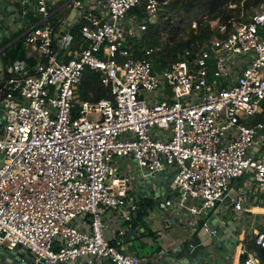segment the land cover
Listing matches in <instances>:
<instances>
[{"label":"built area","instance_id":"built-area-1","mask_svg":"<svg viewBox=\"0 0 264 264\" xmlns=\"http://www.w3.org/2000/svg\"><path fill=\"white\" fill-rule=\"evenodd\" d=\"M168 2L66 0L80 23L70 52L75 36L53 28L48 0H17L24 42L41 61L28 70L16 60L0 78V247L22 249L31 264H145L105 235V212L129 220L137 211L119 171L126 159L148 175L174 167L168 189L177 198L162 207L190 215L229 199L235 212H248L228 195L238 178L264 195V117L251 122L264 105V0L247 22L243 11L212 22L219 36L153 71V51L138 58L132 48ZM85 69L107 97L77 100ZM250 240L239 264H264V223Z\"/></svg>","mask_w":264,"mask_h":264},{"label":"crops","instance_id":"crops-1","mask_svg":"<svg viewBox=\"0 0 264 264\" xmlns=\"http://www.w3.org/2000/svg\"><path fill=\"white\" fill-rule=\"evenodd\" d=\"M66 7V0H48L49 21L56 30L74 34L75 40L69 49L74 52L78 50L80 23L76 24L75 12L71 19H66ZM16 9L17 0H0V78L6 76V69L14 62L6 61V50L24 37L22 31L28 24ZM35 20V16L31 17L30 23ZM23 44L24 57L18 60L24 61L31 70L41 58L32 46ZM2 124L0 105V127ZM119 171L130 178L128 194L134 197L137 211L130 213L129 220H124L119 213L105 212V235L121 253L136 255L145 264H239L244 258L241 251L252 248L251 230L259 229L264 223V195L252 194L247 185L248 192L239 188L235 180L230 185L237 197L228 195L241 201L248 212H235L229 199L213 210L190 215L173 206L162 207L167 199L174 202L177 198L168 189L174 167L148 175L133 160L126 159L120 162ZM203 224L208 230L202 228ZM30 259L20 248L9 251L0 247V264H31ZM60 264L111 263L85 257Z\"/></svg>","mask_w":264,"mask_h":264},{"label":"trees","instance_id":"trees-1","mask_svg":"<svg viewBox=\"0 0 264 264\" xmlns=\"http://www.w3.org/2000/svg\"><path fill=\"white\" fill-rule=\"evenodd\" d=\"M262 2L263 0H169L155 17L154 22L148 25L141 40L134 42L132 49L138 58L141 57L143 49L152 50L153 53L149 56L152 70L160 71L168 64L177 61L184 51L193 53L201 43L219 36L211 26L212 22L226 23L229 19L238 16L240 11L244 13L240 21L247 22L246 13L251 12ZM229 5H235V7L229 8ZM196 12L201 13L196 28L192 29L190 25H187L182 29L180 24L184 21L183 18H189ZM176 22H178L177 25ZM230 28L231 26L228 25V30ZM163 30L172 33L169 40L164 43L161 40ZM23 42L24 37L6 50L8 63L24 57ZM76 93L81 101H98L107 97L106 91L102 90L98 75L89 69L83 72ZM262 107L263 113L256 115L251 122L264 117V105ZM258 252L264 263V251L258 250Z\"/></svg>","mask_w":264,"mask_h":264},{"label":"rangeland","instance_id":"rangeland-1","mask_svg":"<svg viewBox=\"0 0 264 264\" xmlns=\"http://www.w3.org/2000/svg\"><path fill=\"white\" fill-rule=\"evenodd\" d=\"M66 11V12H65ZM64 12H65V17L66 19H71L72 16L74 15V12L72 10H70L69 7H66V9H64ZM241 12V11H240ZM244 14V13H243ZM247 15V19L249 18V16L251 15V12H248L246 13ZM200 16H201V13L200 12H196L194 13L192 16H190L189 18H183V22L180 24L181 25V28L184 29L187 25H190V27L192 28V23L193 22H196L200 19ZM239 16V15H238ZM155 20V19H154ZM178 24V22H176V25ZM214 23H211V26L214 27ZM182 34L184 32H181ZM172 36V33L168 32V30H163L162 31V34H161V37H162V42H167L169 40V37ZM69 51V50H67ZM154 95V93H152ZM152 94H147L145 92H142V96H152ZM77 100L78 97H77ZM158 100H162L161 97H158ZM89 118H92L91 116H89ZM258 136H261L262 138H264V130H262L261 132H259ZM251 154H253V151H251ZM235 184H237V186L241 189H245L247 192L249 191V189L246 187V183H247V180L245 181L244 179H235L234 181ZM229 194H231L232 197L236 198L237 197V194L236 192L233 190V188L229 187Z\"/></svg>","mask_w":264,"mask_h":264},{"label":"water","instance_id":"water-1","mask_svg":"<svg viewBox=\"0 0 264 264\" xmlns=\"http://www.w3.org/2000/svg\"><path fill=\"white\" fill-rule=\"evenodd\" d=\"M7 78H8V76H5V77H4V79H6V80H7Z\"/></svg>","mask_w":264,"mask_h":264}]
</instances>
